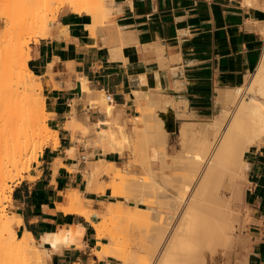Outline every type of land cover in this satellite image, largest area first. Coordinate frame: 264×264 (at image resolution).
<instances>
[{
	"label": "crops",
	"instance_id": "1",
	"mask_svg": "<svg viewBox=\"0 0 264 264\" xmlns=\"http://www.w3.org/2000/svg\"><path fill=\"white\" fill-rule=\"evenodd\" d=\"M108 7L109 16L99 22L83 8L63 7L70 12H61L32 45L29 64L41 82L48 124L58 132V140L56 144L48 139L37 160L14 183L9 211L21 221L18 230L37 240L71 225L84 228L78 244L44 243L50 252L46 264H125L112 255L99 256L107 240L99 239L92 225L113 194L110 187L100 186L115 174L103 173L89 183V171L101 159L128 174L136 165L128 158V148L105 153L101 145L102 153L87 147L80 126L70 123L76 119L81 127L91 125L97 131L99 123L109 119L97 99L101 91L113 94L112 116L130 128L142 113L146 94L160 88L175 100L164 111L165 127L170 120L177 124L181 145L182 122L205 121L217 114L218 89L245 81L264 48V11L255 0H108ZM94 99L102 109L91 105ZM255 146L245 191L250 241L237 257L249 254L252 264H264V141ZM72 190L81 193L89 218L64 209ZM236 255L221 258L219 264H242Z\"/></svg>",
	"mask_w": 264,
	"mask_h": 264
},
{
	"label": "bare ground",
	"instance_id": "2",
	"mask_svg": "<svg viewBox=\"0 0 264 264\" xmlns=\"http://www.w3.org/2000/svg\"><path fill=\"white\" fill-rule=\"evenodd\" d=\"M0 1V16L6 23L0 30V37L6 35L10 28L8 6L25 10L32 18L36 17L42 7H48L54 2H59L61 6H66L67 3L83 5L90 15L103 19L109 16L110 11L108 0ZM44 15L39 14L37 18L42 36H45L48 30ZM29 25L31 27V23ZM13 51L15 56L7 60L4 49L0 48V198L7 188L6 178L14 179L8 166L16 167L26 156L27 160L33 163L43 151L48 139H55L56 144L58 140V132L47 123L48 113L42 85L27 64L23 46L17 45ZM83 82V89L90 95L92 91L85 79ZM37 90L38 95L35 94ZM218 91L216 101L220 104V111L217 114L205 121L182 122L179 130L182 148L171 161L176 171L179 170L175 176L164 172L171 163L169 166L164 163L169 133L165 127L164 111L166 106L175 100L160 88L150 90L149 94H146L145 105L141 107V115L135 117L132 127L127 128L112 116L113 103L103 98V92H100L101 95L97 99L105 105V111L110 117L103 123L98 122L99 129L95 131V140L106 146L104 152H122L124 148L132 150L131 163L141 169L140 173L136 174L143 176L135 178L136 174L132 173L131 177L120 183L123 189L121 191L126 190L123 195L134 199L132 205H137L140 199L148 197L149 202H153L157 207L155 212L149 213L150 215L149 211H146V217L144 214L140 215L143 210L137 207L136 210H139L134 214L126 212L128 217L136 215L132 218L137 219L133 220L134 223L141 221L139 218L142 217L144 222L148 219L145 224L147 227L148 223L150 225L148 229L141 228L142 234L138 228L140 229V224L143 227L144 222L136 223H139L136 231L141 236H138V232H131L136 226L133 222L134 226L129 224L132 228L125 227L132 219L129 221L130 218H125L127 215L123 212L121 213L125 215L123 218L127 219V222L125 221L124 225L121 221L118 227L122 217L119 213L122 209L121 205H118L120 201L116 208L109 206L99 212L101 219L92 223L99 239L107 235L101 225L102 216L107 213L110 215L109 212H112L114 217L117 212L120 214L117 215V227L119 233L125 237L121 240L118 231V234L109 233L108 241L101 245L99 256L112 255L125 264H210V259L217 256L225 259L236 252L237 257L240 249L250 241L249 224L246 223V220H250L246 219L250 210L245 213L249 165L246 155L252 147L260 145L258 142L264 137V48L254 72L250 73L245 81L230 89L219 88ZM75 120L70 123L81 127ZM70 123L68 124L71 125ZM101 124L108 127H102ZM73 126L71 125V129L75 128ZM129 132L132 138L129 137ZM153 158L160 162L159 173L152 166ZM121 172V168L101 159L91 173L89 171V183L100 173L119 175ZM68 196L70 205L64 209L79 212L89 218L91 211L84 206L81 193L72 190ZM114 209L119 210L116 212ZM83 229L81 225H71L69 228L47 232L37 244L36 237L30 232L24 230L20 237L10 220L0 213V264H44L49 251L43 247L44 243L54 247L58 243L78 244ZM124 240L135 242L136 247H128L130 243L127 246ZM140 251L145 254L144 257L139 256ZM237 261L252 264L249 254H242L237 257Z\"/></svg>",
	"mask_w": 264,
	"mask_h": 264
},
{
	"label": "rangeland",
	"instance_id": "3",
	"mask_svg": "<svg viewBox=\"0 0 264 264\" xmlns=\"http://www.w3.org/2000/svg\"><path fill=\"white\" fill-rule=\"evenodd\" d=\"M0 2H2V1H0ZM255 2L257 3V4H259L260 5V7L262 8V10L264 11V0H255ZM48 6V5H47ZM50 6V7H49ZM49 6L48 7H42L41 8V10L38 12V14L36 15V17H34V18H32V17H29V13H27V11H25V10H18V9H16V7L15 6H8V8H7V10H8V12H9V14H10V17H11V20H10V28H9V31H7L5 34L6 35H4V36H1L0 37V48L1 49H4V51H5V54L7 55V60H9V58H13V56H15V53H14V51H13V49H14V47L15 46H17V45H22L23 46V48H24V52H25V58H26V60H27V64H28V66L30 67V64H29V62H30V60H31V58H32V45L33 44H36L38 41H39V39L41 38V36H42V34H41V32H40V30H39V28H38V22H37V18H38V15L39 14H41L42 16L44 15V18L46 19V24L48 25H50V28H51V26L54 24V23H56L57 21H58V16H59V14L61 13V12H70V11H68V10H66L65 8H63V7H67L68 6V8H70V9H73V10H75V9H79V8H83L82 10H84V11H86L85 9V7L83 6V5H81V6H79V4H78V6L77 5H74V4H69V3H67L66 4V6H61V4L59 3V2H54V3H52V4H49ZM61 6V7H60ZM59 9V10H58ZM43 10H45L44 12H43ZM47 10V11H46ZM31 16V15H30ZM94 17V16H93ZM97 17V16H96ZM94 17L95 19H97L96 21H98V19L99 20H105V19H103V18H101V17ZM111 17V16H110ZM99 22V21H98ZM29 23H31V27H30V25H29ZM5 21H4V19H2L1 18V16H0V30L3 28V27H5ZM28 25H29V27H28ZM6 58V57H5ZM6 60V59H5ZM30 69H31V67H30ZM32 70V69H31ZM33 71V70H32ZM34 72V71H33ZM37 76V75H36ZM38 77V76H37ZM35 94L36 95H38L39 94V90H37V91H35ZM103 98H105V95H104V92H103ZM106 99V98H105ZM100 101V100H99ZM97 99H94V100H91L90 101V103H91V105L92 106H100L101 107V104H103L101 101V104H100V102H99ZM104 105V104H103ZM105 106V105H104ZM45 108H46V104H45ZM101 109H102V107H101ZM47 123H48V120H47ZM49 125V124H48ZM103 126H106V125H103ZM108 127V126H107ZM176 127H177V124L175 123V122H173V121H168L167 122V124H166V128H167V130H168V136L170 137V139H169V143H167V145H166V147H165V152L167 153V155H169V156H167L166 155V159H165V161H164V163L166 164V165H168L169 166V163L173 160V157L174 156H176L181 150V146L182 145H180L179 144V140H178V137H177V129H176ZM128 128V127H127ZM198 128V127H197ZM78 130H80L81 131V133H82V135L85 137V138H87V140H86V146L87 147H90V148H92V149H95V150H100L102 153H104L103 152V148L105 149L106 148V146H104L103 145V143L102 142H100V143H98V140H96L95 141V135H96V133L97 132H95L96 131V129H97V127H95V126H92V127H89V128H84V127H80V128H77ZM86 131V132H85ZM128 134H130V132L128 133ZM178 135H179V133H178ZM131 136V134L129 135V137ZM180 137V136H179ZM131 138H132V136H131ZM130 138V139H131ZM132 140V139H131ZM264 141V137L258 142V143H262ZM180 143H181V140H180ZM101 145L103 146V148L101 147ZM46 146V144L44 145V147ZM255 147L256 146H254V147H252L249 151H248V153H247V155H246V157L250 160L251 158H252V156L254 155V150H255ZM129 150H128V158L130 159V161H131V157H132V155H133V153H132V150L130 149V148H128ZM106 153V152H105ZM249 155H251V156H249ZM167 160V161H166ZM31 164L32 163H30L28 160H27V156L26 157H24V159L21 161V162H19L18 163V165L16 166V167H12L11 165H9L8 166V168L9 169H11V171H10V173L12 174V175H14V179L13 180H11L9 177L8 178H6V180H5V183H6V186H7V188H6V191L4 192V194L1 196V202H0V213H2V214H4L5 215V217L6 218H8L9 220H10V222L12 223V226H13V228H14V230L17 232V234L21 237L22 235H23V233H21L19 230H18V225L21 223V221H20V219H18V218H16L15 217V215L14 214H11L10 213V211H9V205H10V203H11V198H12V196H11V194H12V189H13V185H14V183H16L19 179H21V178H23V176H24V174H25V172H27L29 169H30V167H31ZM171 164H173V162H171L170 163V168L168 169V168H166L165 170H164V172L165 173H167V174H171L172 176H175V174H177V173H179L178 171V169H177V171H176V168H174ZM152 166L158 171V173H159V170H160V162H159V160L157 159V158H153L152 159ZM175 170H174V169ZM140 171H141V169L140 168H138V167H136V166H133L132 165V168L129 170V171H127V172H129L130 174H128V173H126V172H121L119 175H115L114 177H112V179H111V181L110 182H108V183H106L105 184V187L106 186H108V187H110V189H111V196H110V202H108L105 206H104V210L105 209H107L109 206H113L114 208H116L115 206H117V204L119 203L118 201H120V203L118 204L119 206H120V208L122 207V209H121V211L119 210V213L120 214H122L121 216L122 217H120V221L117 219V217H119V216H117V215H120L117 211H116V209H114L117 213L115 214V217L113 216V214H112V212H109V214L111 215H103L102 216V225H101V228L104 230V232L105 233H107V235H109V233H111V232H116V234H118L119 233V224L121 223V221L122 222H124V225H125V223L127 222L126 220L127 219H129V221L135 216L136 217V215H133V217H128V215L126 214V212H129V213H132V214H134L136 211L138 212V210L139 209H141V210H143V211H140V215L142 214H147L146 213V211L148 212V215H150L149 213H151V212H155V210H156V205L152 202H149L150 200V198H148V201H147V198L145 197V198H143V200H137L138 202V204L137 205H132L131 204V202H133L134 201V199H131L129 196H124L125 194V191H121V187H122V184H120L121 182H123L122 180H126V179H128L129 177H131L132 176V173L133 174H139L140 173ZM181 172H183L182 170H181ZM180 172V173H181ZM135 175V178H140V177H142L143 175L141 174V175ZM169 174V175H170ZM102 176H104V174L103 173H100L97 177L98 178H100V177H102ZM108 176V175H107ZM110 178V177H109ZM247 183H249V176H248V182ZM112 185L114 186H116V187H112ZM120 185H121V187H120ZM120 187V190H118L119 188L118 187ZM104 186H100V189H104L105 188ZM125 187V186H124ZM171 188V187H170ZM170 188H169V190H170ZM123 190V189H122ZM172 190V189H171ZM117 191H118V193H117ZM120 191L122 192V194L120 193ZM121 194V195H120ZM124 194V195H123ZM128 194V193H127ZM126 194V195H127ZM146 201H145V200ZM152 200V199H151ZM142 201H145V202H142ZM111 202H114V204L113 203H111ZM117 202V203H116ZM111 203V204H110ZM110 204V205H109ZM136 207L137 208H139L138 210H136ZM124 209V210H123ZM123 210V211H122ZM114 211V212H115ZM121 212H123L124 214H126L127 216L125 217V218H127L126 220H124L125 218H123L125 215L123 214V213H121ZM124 215V216H123ZM137 215H139V213L137 214ZM139 215V216H140ZM130 216V215H129ZM138 216V217H139ZM137 217V218H138ZM144 217H146V215L144 216ZM149 217V216H148ZM147 217V218H148ZM99 219H101V217H100V215L98 214V220ZM122 219V220H121ZM139 219H141V221L140 220H138L139 222H144V219H143V217L142 218H139ZM143 219V220H142ZM134 219H132L131 220V223L133 222L134 223V221L135 220H137L136 218H135V220L133 221ZM147 221H148V219H146ZM146 220H145V222L143 223V224H145L146 223ZM119 221V223H118V227H117V222ZM126 221V222H125ZM137 221V222H138ZM137 222H135L134 224L136 225V226H134L133 225V223L131 224V223H129V222H127L126 223V225H125V227L126 226H129V224L130 225H132V226H134V228H135V230H132L131 232H138V231H140V233L142 232L143 233V231H141V228L144 230V229H148V227H149V223H148V227H147V224H145L143 227H141V224H140V229L137 227L138 225H139V223H138V225L136 224ZM149 222H150V219H149ZM128 224V225H127ZM142 224V225H143ZM122 225H123V223H122ZM121 225V226H122ZM132 226L130 227H127V228H132ZM122 227H124V226H122ZM147 227V228H146ZM133 228V229H134ZM137 228H138V231H136L137 230ZM131 230V229H130ZM117 231H118V233H117ZM134 232V234H136ZM141 233V234H142ZM134 234H132V235H134ZM138 234V236H141L140 234H139V232L137 233ZM104 236L105 238H106V240L108 241V236ZM119 236L121 237V240L123 239V238H125V237H123L124 236V234H120L119 233ZM137 235H135V237H136ZM137 236V237H138ZM132 237H134V236H132ZM127 238V237H126ZM129 239V241H130V237L128 238ZM133 239V238H132ZM133 240H135V239H133ZM124 242H126V245L127 244H129L130 243V245L128 246V247H130V248H135L136 247V244H134L133 243V241L132 242H127V241H125L124 240ZM37 244H38V240H37ZM125 244V243H124ZM134 244V245H133ZM40 247V246H39ZM48 253H49V255H50V252L48 251ZM47 253V254H48ZM46 254V256H45V263L44 264H46V260H47V258H48V256L49 255H47ZM138 254H139V252H138ZM144 255L145 256V254L143 253V252H141L140 251V254H139V256L140 257H142V256ZM143 256V257H144ZM215 260V261H214ZM220 261H221V256H217V257H215V258H213V259H210V264H219L220 263ZM214 262V263H213Z\"/></svg>",
	"mask_w": 264,
	"mask_h": 264
},
{
	"label": "built area",
	"instance_id": "4",
	"mask_svg": "<svg viewBox=\"0 0 264 264\" xmlns=\"http://www.w3.org/2000/svg\"><path fill=\"white\" fill-rule=\"evenodd\" d=\"M105 98L107 101L109 102H113L114 101V97L113 94L109 91L104 92Z\"/></svg>",
	"mask_w": 264,
	"mask_h": 264
}]
</instances>
